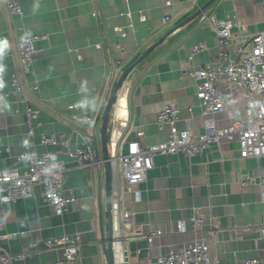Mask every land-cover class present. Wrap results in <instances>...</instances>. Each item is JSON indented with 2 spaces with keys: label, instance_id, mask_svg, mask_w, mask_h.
<instances>
[{
  "label": "crops",
  "instance_id": "crops-1",
  "mask_svg": "<svg viewBox=\"0 0 264 264\" xmlns=\"http://www.w3.org/2000/svg\"><path fill=\"white\" fill-rule=\"evenodd\" d=\"M206 1L21 0L22 17L0 10V166L16 165L22 171L26 161H16L19 153L26 149L54 153L60 148L41 144V133H54L58 140L67 137L70 149L87 143L95 159H101V117L115 80L176 25L128 74L110 115L107 138L114 122L124 148L135 137L134 129L143 131V145L165 141V129L156 125V113L165 100L179 106V127L190 125L202 132L194 79L183 73L181 63L197 42H203L205 49L194 55V64L209 61L217 53L214 33L200 25L197 16L190 18ZM205 10L237 22L233 31L250 34L264 29V0H214ZM26 34L46 35L35 42L33 72L27 77L38 90L24 85L22 93L8 94L12 72L20 76L17 43ZM23 94L41 108L32 123L33 135L26 125L28 102ZM244 106V92L235 94L215 115L218 124L239 118ZM86 115L90 122L84 121ZM238 148L235 140L221 139L191 157L181 152L157 154L145 180L130 191H123L121 180V207L131 212V227L121 226L115 264H152L158 253L170 247L180 249L193 237L205 239L210 256L220 262L264 256L260 235L264 186L243 183L247 175L264 176V158H240ZM55 155L65 166L63 192L74 198L70 210L55 214L42 199L39 185L32 196L13 202L0 199L4 235L0 246L19 252L34 241L36 249L23 264H54L62 249H46L43 240L79 233L80 257L74 264H106L101 247V232L106 237L108 231L104 165L101 161L80 164L65 149ZM190 215L203 219L201 228L193 229ZM180 221L184 231L176 227ZM154 230L160 233L148 242Z\"/></svg>",
  "mask_w": 264,
  "mask_h": 264
},
{
  "label": "built area",
  "instance_id": "built-area-1",
  "mask_svg": "<svg viewBox=\"0 0 264 264\" xmlns=\"http://www.w3.org/2000/svg\"><path fill=\"white\" fill-rule=\"evenodd\" d=\"M195 3V0H186ZM5 9L11 14L23 16L21 0H0V10ZM92 14H95L94 12ZM143 19V16H139ZM198 23L207 26L216 38V55L202 64H194L193 57L205 49L203 42L193 44L181 63L183 73L194 79L196 97L202 115V132H195L190 125L179 127V106L173 100L162 102L156 113V125L165 129L166 140L150 145H143L140 138L141 129H134L135 137L126 142L125 148L119 141L120 131L113 125L107 138L108 160L110 165V208L115 247V258L121 247V226L131 227V212L121 207L120 181H123V191H130L133 185L146 178L147 171L153 165V157L157 154H173L181 152L188 157L203 151L210 143H218L221 139L235 140L238 143L240 158L249 156L264 158V29L245 34L240 29L233 31L237 22L219 17L213 12L202 10L198 15ZM168 16L164 15L163 20ZM129 26L132 24L129 23ZM124 36V32H120ZM44 34L23 35L17 43L20 76L12 72L10 77V92L16 95L23 92L24 85L30 86L36 92L38 86L29 77L33 70L35 42L45 39ZM126 81L121 84L120 90ZM119 90V91H120ZM118 91V92H119ZM244 92L245 106L242 115L226 125H219L215 115L224 109L225 102L235 94ZM24 95V94H23ZM24 113L29 135H33V121L37 119L41 108L31 104L24 95ZM84 121L90 122L86 115ZM114 121V119H113ZM43 145L59 144L60 148L54 153H38L26 149L16 155V161H26V167L20 171L16 165L0 166V199L13 202L19 197L33 195V189L41 187V197L52 205L54 213L61 215L70 210L74 201L72 195L63 192L64 163L56 158L57 152L66 153L80 164H97L101 159H95L91 146L87 143L75 149L69 148V139L56 134L40 135ZM102 162V161H101ZM258 183L264 186V176L247 175L243 183ZM189 220L193 229L202 227L203 219L190 215ZM3 226L0 217V239ZM177 229L184 231L183 222L177 223ZM160 233L159 230L150 232L147 241ZM260 235L264 239V224L260 227ZM15 236V235H13ZM82 236L79 233H64L60 236L47 237L43 240L46 249L61 248L62 256L54 264H74L79 259V248ZM37 243L27 242L19 252H9L0 246V264L23 262L35 251ZM152 264H229L212 258L209 244L203 238L193 237L180 249L170 247L165 252L156 255ZM233 264H264V256L236 260Z\"/></svg>",
  "mask_w": 264,
  "mask_h": 264
},
{
  "label": "water",
  "instance_id": "water-1",
  "mask_svg": "<svg viewBox=\"0 0 264 264\" xmlns=\"http://www.w3.org/2000/svg\"><path fill=\"white\" fill-rule=\"evenodd\" d=\"M213 1L214 0L206 1L202 6L197 8V10L190 16V18L197 16L202 10H205L207 6H209ZM176 26L168 29L165 33H163V35L157 41H155L152 45L147 47L135 61H133L131 64L125 67L121 73H119V76L114 82L112 91L103 109V114H102L101 123H100V150H101V161L104 165V171H103L104 202H105V211L107 215L108 231H107L106 237H104L101 232V247H102V252H103L106 264H115V259H116L114 239H113V229H112V215H111V208H110L111 181H110V165H109V160H108L109 156H108V148H107V134H108V123H109L110 115L113 110V106L117 100V97H118L117 94L121 88V84L123 81L126 80L130 71L139 62H141L168 34L173 32ZM98 155H99V152L96 147L95 156H98Z\"/></svg>",
  "mask_w": 264,
  "mask_h": 264
}]
</instances>
